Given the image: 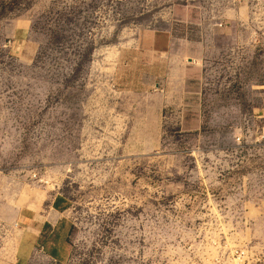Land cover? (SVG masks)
<instances>
[{
    "label": "rangeland",
    "instance_id": "1",
    "mask_svg": "<svg viewBox=\"0 0 264 264\" xmlns=\"http://www.w3.org/2000/svg\"><path fill=\"white\" fill-rule=\"evenodd\" d=\"M55 197L66 253L19 261ZM242 248L264 257V0H0V264Z\"/></svg>",
    "mask_w": 264,
    "mask_h": 264
},
{
    "label": "crops",
    "instance_id": "2",
    "mask_svg": "<svg viewBox=\"0 0 264 264\" xmlns=\"http://www.w3.org/2000/svg\"><path fill=\"white\" fill-rule=\"evenodd\" d=\"M68 208L66 200L62 201L55 197L51 202V207L46 211L44 220L34 218L32 222L30 221L23 237V246L19 247V261L31 256L33 251L43 252L53 260L63 258L67 247L63 241H52L50 236L54 238L57 234L56 230L64 228L67 219L65 213Z\"/></svg>",
    "mask_w": 264,
    "mask_h": 264
},
{
    "label": "built area",
    "instance_id": "3",
    "mask_svg": "<svg viewBox=\"0 0 264 264\" xmlns=\"http://www.w3.org/2000/svg\"><path fill=\"white\" fill-rule=\"evenodd\" d=\"M231 257L234 264H264V257L251 254L246 248L234 250Z\"/></svg>",
    "mask_w": 264,
    "mask_h": 264
}]
</instances>
